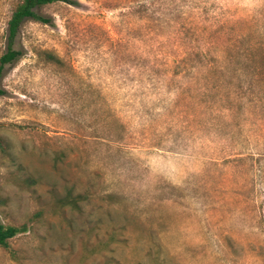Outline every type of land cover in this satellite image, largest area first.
<instances>
[{
	"label": "rangeland",
	"instance_id": "1",
	"mask_svg": "<svg viewBox=\"0 0 264 264\" xmlns=\"http://www.w3.org/2000/svg\"><path fill=\"white\" fill-rule=\"evenodd\" d=\"M70 2L0 79V264H264V0Z\"/></svg>",
	"mask_w": 264,
	"mask_h": 264
},
{
	"label": "trees",
	"instance_id": "2",
	"mask_svg": "<svg viewBox=\"0 0 264 264\" xmlns=\"http://www.w3.org/2000/svg\"><path fill=\"white\" fill-rule=\"evenodd\" d=\"M57 2L72 3L70 0H20V3L16 6L12 12L6 28L5 36V51L0 56V79L3 76L6 67L15 64L23 56V51L17 48V39L20 29L24 22L34 21L44 25H52L51 18L45 17L37 12V10L43 6L51 5ZM45 60L54 64H60V60L49 52H43ZM251 79H255V83L259 86L262 85L264 80V69L255 67L252 73L248 75ZM4 92L0 90V95ZM261 133L264 131L260 130ZM2 147V144H0ZM82 199L81 196L72 197L67 195L63 200L59 201L60 206H71L72 208H78V202ZM25 231V228H18L11 225H4L0 220V247L3 249L8 248V242L16 235Z\"/></svg>",
	"mask_w": 264,
	"mask_h": 264
}]
</instances>
